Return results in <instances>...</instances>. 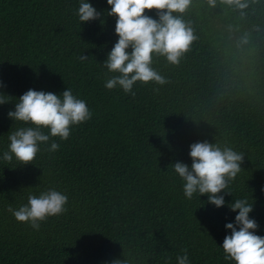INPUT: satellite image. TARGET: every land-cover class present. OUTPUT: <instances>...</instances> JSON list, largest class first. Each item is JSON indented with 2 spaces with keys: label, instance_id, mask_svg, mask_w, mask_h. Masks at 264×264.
Masks as SVG:
<instances>
[{
  "label": "trees",
  "instance_id": "1",
  "mask_svg": "<svg viewBox=\"0 0 264 264\" xmlns=\"http://www.w3.org/2000/svg\"><path fill=\"white\" fill-rule=\"evenodd\" d=\"M239 3L190 0L174 12L195 39L178 63L153 56L164 83L136 82L133 96L104 86L115 17L80 26L79 0H0V91L14 101L67 86L92 111L68 139L53 138L57 151L42 145L24 165L0 160V264H176L185 248L191 264H229L217 245L236 213L206 195L186 199L170 164H190L189 145L203 140L244 154L225 200L252 195L249 216L264 236V0ZM12 108L0 105V149L20 123ZM48 187L68 196L67 210L39 230L8 212Z\"/></svg>",
  "mask_w": 264,
  "mask_h": 264
},
{
  "label": "clouds",
  "instance_id": "2",
  "mask_svg": "<svg viewBox=\"0 0 264 264\" xmlns=\"http://www.w3.org/2000/svg\"><path fill=\"white\" fill-rule=\"evenodd\" d=\"M189 3L190 0H106L108 7L98 10L90 0H79L76 16L80 26L93 20L103 25L105 16L115 17L117 39L101 63L112 74L105 80V88H119L135 96L136 82L164 83V78L151 66L153 56H164L169 62L178 63L179 57L189 49L195 39L193 31L180 16L173 15L183 13ZM237 4L240 8L246 6L239 0ZM146 9H155L158 19L147 14ZM80 59L86 60L88 56L81 55ZM12 97L0 91V105L13 104L8 118L13 124L20 122L8 131L6 148L0 149V160L5 163L28 164L41 152L42 145L50 152L57 151L60 144L54 137L68 139L73 126L92 117L86 100L74 94L71 87L66 86L58 93L29 88L14 101ZM188 155L190 164L170 163L174 175L182 181L184 197L190 200L194 195L198 198L206 195L207 203L216 208L227 205L236 213L232 221L225 223V229L230 231L222 244L217 245L223 259L229 264H264V236L256 233L259 225L249 216L254 205L252 195L233 198L231 202L225 200V194H232L230 185L242 171L244 154L231 146L221 147L203 140L191 143ZM26 201L18 207L9 205L8 212L16 221L39 230L42 221L66 212L68 196L48 187L28 192ZM176 264H191L186 248L176 256Z\"/></svg>",
  "mask_w": 264,
  "mask_h": 264
},
{
  "label": "rangeland",
  "instance_id": "3",
  "mask_svg": "<svg viewBox=\"0 0 264 264\" xmlns=\"http://www.w3.org/2000/svg\"><path fill=\"white\" fill-rule=\"evenodd\" d=\"M231 35L233 36V34L231 33Z\"/></svg>",
  "mask_w": 264,
  "mask_h": 264
}]
</instances>
